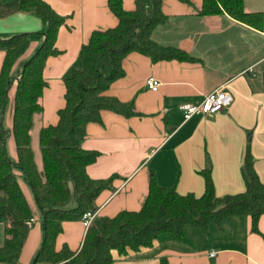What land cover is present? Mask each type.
I'll list each match as a JSON object with an SVG mask.
<instances>
[{
    "label": "crops",
    "instance_id": "crops-1",
    "mask_svg": "<svg viewBox=\"0 0 264 264\" xmlns=\"http://www.w3.org/2000/svg\"><path fill=\"white\" fill-rule=\"evenodd\" d=\"M45 1L66 19L54 37L59 52L45 61L42 109L32 115L30 145L38 168L42 160L39 142L35 146L32 143L34 122H39L40 129L57 121L56 111L64 103L63 77L72 67L81 66L80 45L92 29L116 23L107 0ZM121 1L125 9L135 6V0ZM189 1L162 0L165 19L154 25L150 37L185 51L190 58L153 60L137 51L127 53L122 60L123 75L113 80L104 93L131 101L135 113L124 116L102 109L100 121L86 125L80 145L97 152L94 161L86 165L87 174L92 178L116 174L110 187L94 198L96 215L112 216L122 209L139 208L151 177L179 193L200 195L205 187L202 170L207 165L217 195L241 192L245 189L241 168L247 150L264 182V23L256 28L226 12L200 14L202 0ZM243 7L264 15V0H243ZM45 28L33 9L0 15V38L27 34L29 45L23 59L35 52L44 39ZM3 55L0 50V67ZM150 76L160 82L156 90L145 84ZM14 84L7 95L11 100L6 118L9 127ZM219 86L232 95L228 106L183 119L180 104L198 103ZM5 148L15 159L14 140L7 137ZM19 182L33 221L17 264H30L42 240L41 215L29 186L22 178ZM61 226L55 248L66 245L77 250L85 235L80 219L64 220ZM257 228L251 229L250 216L245 214L210 223L206 228L186 224L182 239L161 232L150 245L128 248L123 253L113 250L110 264H264V213L258 218ZM3 241L4 223L0 221V245Z\"/></svg>",
    "mask_w": 264,
    "mask_h": 264
},
{
    "label": "trees",
    "instance_id": "trees-1",
    "mask_svg": "<svg viewBox=\"0 0 264 264\" xmlns=\"http://www.w3.org/2000/svg\"><path fill=\"white\" fill-rule=\"evenodd\" d=\"M107 5L116 23L92 29L80 45L81 66L72 67L63 77L64 103L56 111L57 121L39 129L42 163L38 168L30 145L32 115L42 109L45 61L49 55L59 52L54 37L66 17L54 11L45 0L5 3L0 0V15L33 9L46 24L44 39L26 59L21 58L29 45L26 33L0 38V50L4 52L0 67V221L4 223L0 263L17 264L29 231L27 221L32 211L20 178L29 186L41 215L42 240L30 264H110L113 250L123 253L128 248L150 245L161 232L182 239L186 224L206 228L210 223L218 224L238 214L249 215L251 229L258 231L257 221L264 213V182L259 179L247 150L241 168L243 191L217 195L208 165L202 170L205 187L200 195L179 193L173 186L159 185L151 177L139 208L122 209L112 216L96 215L77 250L66 245L55 248L62 221L80 219L86 210H94V198L102 189L110 187L116 176L90 177L86 165L94 161L97 152L82 148L80 141L86 125L100 121L102 109L124 116L135 113L131 101H120L104 93L113 80L123 75L124 56L137 51L153 60L190 58L185 51L159 44L150 37L154 25L165 19L162 0H135L132 9H125L121 0H107ZM220 12L256 28L264 23V15L260 11L245 10L243 0H202L200 14ZM261 78L264 83V63ZM13 83L11 126L5 128L2 116ZM8 133L14 140L15 159L6 152Z\"/></svg>",
    "mask_w": 264,
    "mask_h": 264
},
{
    "label": "built area",
    "instance_id": "built-area-1",
    "mask_svg": "<svg viewBox=\"0 0 264 264\" xmlns=\"http://www.w3.org/2000/svg\"><path fill=\"white\" fill-rule=\"evenodd\" d=\"M145 84L149 89L156 90L160 84L159 80L150 76L146 78ZM232 101V95L228 92L223 86H219L207 94L198 102V103H182L179 105V109L182 112L183 119L186 120L190 118L193 114H211L215 113L226 106H228ZM96 215L95 210H86L82 213L80 221L84 229H86L93 218ZM33 221L31 217L27 223L30 225ZM214 251L210 252V255H213Z\"/></svg>",
    "mask_w": 264,
    "mask_h": 264
},
{
    "label": "rangeland",
    "instance_id": "rangeland-1",
    "mask_svg": "<svg viewBox=\"0 0 264 264\" xmlns=\"http://www.w3.org/2000/svg\"><path fill=\"white\" fill-rule=\"evenodd\" d=\"M10 106H11L10 97H7L5 110H4V113H3V116H2L3 124H4L3 126L5 128H9V126L6 124V118H7V114L9 112L8 110H9ZM39 127H40L39 126V122L38 121L34 122V126H33L32 133H31L32 134V143H33L34 146H35L36 142H38V131H39ZM8 138H9V140L13 141V138H12L11 133H8Z\"/></svg>",
    "mask_w": 264,
    "mask_h": 264
}]
</instances>
